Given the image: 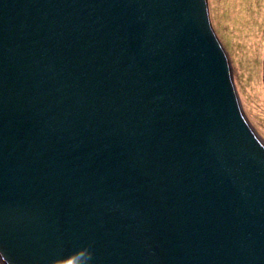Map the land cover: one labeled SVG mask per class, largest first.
Segmentation results:
<instances>
[{
    "label": "water",
    "instance_id": "water-1",
    "mask_svg": "<svg viewBox=\"0 0 264 264\" xmlns=\"http://www.w3.org/2000/svg\"><path fill=\"white\" fill-rule=\"evenodd\" d=\"M89 245L264 264V141L208 0H0V264Z\"/></svg>",
    "mask_w": 264,
    "mask_h": 264
},
{
    "label": "rangeland",
    "instance_id": "rangeland-1",
    "mask_svg": "<svg viewBox=\"0 0 264 264\" xmlns=\"http://www.w3.org/2000/svg\"><path fill=\"white\" fill-rule=\"evenodd\" d=\"M233 67L243 111L264 141V0H208Z\"/></svg>",
    "mask_w": 264,
    "mask_h": 264
},
{
    "label": "clouds",
    "instance_id": "clouds-1",
    "mask_svg": "<svg viewBox=\"0 0 264 264\" xmlns=\"http://www.w3.org/2000/svg\"><path fill=\"white\" fill-rule=\"evenodd\" d=\"M74 256L73 264H93L94 251L91 246H85L72 254Z\"/></svg>",
    "mask_w": 264,
    "mask_h": 264
}]
</instances>
